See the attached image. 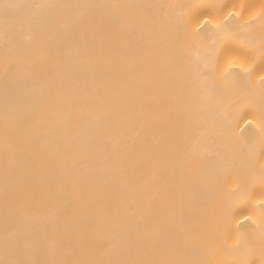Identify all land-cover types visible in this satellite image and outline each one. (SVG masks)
Returning a JSON list of instances; mask_svg holds the SVG:
<instances>
[{
	"label": "bare ground",
	"instance_id": "6f19581e",
	"mask_svg": "<svg viewBox=\"0 0 264 264\" xmlns=\"http://www.w3.org/2000/svg\"><path fill=\"white\" fill-rule=\"evenodd\" d=\"M0 264H264V0H0Z\"/></svg>",
	"mask_w": 264,
	"mask_h": 264
},
{
	"label": "rangeland",
	"instance_id": "374dc122",
	"mask_svg": "<svg viewBox=\"0 0 264 264\" xmlns=\"http://www.w3.org/2000/svg\"><path fill=\"white\" fill-rule=\"evenodd\" d=\"M251 119H252V116H248V117H246V123L248 122V123H250V121H251ZM249 125V124H248Z\"/></svg>",
	"mask_w": 264,
	"mask_h": 264
}]
</instances>
